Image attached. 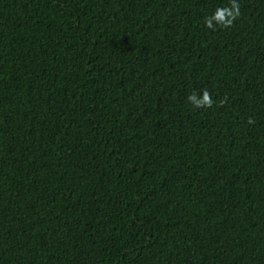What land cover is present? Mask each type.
Returning <instances> with one entry per match:
<instances>
[{
	"label": "trees",
	"instance_id": "obj_1",
	"mask_svg": "<svg viewBox=\"0 0 264 264\" xmlns=\"http://www.w3.org/2000/svg\"><path fill=\"white\" fill-rule=\"evenodd\" d=\"M237 3L213 30L229 0H0V264H264V0Z\"/></svg>",
	"mask_w": 264,
	"mask_h": 264
},
{
	"label": "clouds",
	"instance_id": "obj_2",
	"mask_svg": "<svg viewBox=\"0 0 264 264\" xmlns=\"http://www.w3.org/2000/svg\"><path fill=\"white\" fill-rule=\"evenodd\" d=\"M240 9L237 0H229V5L224 7H218L212 13V15L205 17L204 25L208 29H213L214 26L221 28H231L234 21L239 17ZM188 102L196 109L210 108L213 104V99L210 93L205 89L197 96L195 93L190 94L187 97ZM249 123H252L249 120Z\"/></svg>",
	"mask_w": 264,
	"mask_h": 264
}]
</instances>
